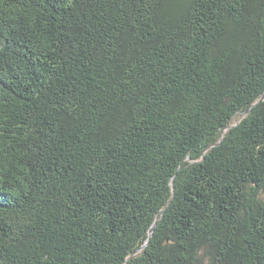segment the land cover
I'll return each instance as SVG.
<instances>
[{"label": "trees", "instance_id": "obj_1", "mask_svg": "<svg viewBox=\"0 0 264 264\" xmlns=\"http://www.w3.org/2000/svg\"><path fill=\"white\" fill-rule=\"evenodd\" d=\"M0 264H264V0H0Z\"/></svg>", "mask_w": 264, "mask_h": 264}]
</instances>
